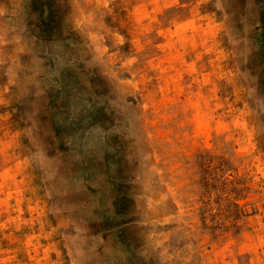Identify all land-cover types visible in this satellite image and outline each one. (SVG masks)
<instances>
[{"label": "rangeland", "instance_id": "1", "mask_svg": "<svg viewBox=\"0 0 264 264\" xmlns=\"http://www.w3.org/2000/svg\"><path fill=\"white\" fill-rule=\"evenodd\" d=\"M0 264H264V0H0Z\"/></svg>", "mask_w": 264, "mask_h": 264}]
</instances>
